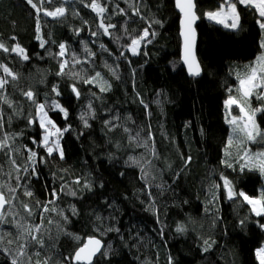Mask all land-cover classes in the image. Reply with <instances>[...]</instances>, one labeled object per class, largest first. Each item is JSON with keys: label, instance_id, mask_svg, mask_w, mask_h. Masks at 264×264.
<instances>
[{"label": "trees", "instance_id": "1", "mask_svg": "<svg viewBox=\"0 0 264 264\" xmlns=\"http://www.w3.org/2000/svg\"><path fill=\"white\" fill-rule=\"evenodd\" d=\"M100 2L106 4V15L116 25L110 29L111 37L102 33L93 37L91 32L98 31L96 14L81 0H69L64 5L68 12L63 18L41 14V35L48 41L41 48L36 39L35 10L26 0H0V41L8 47L18 43L29 55V60L23 61L0 51V64H6L19 76L16 81L9 78L3 92L12 107L0 102L4 123L0 135L14 136L13 147L20 149L15 157L19 163L27 155L25 146L34 148L47 161L37 165L39 178L27 181L33 197L23 194V186L16 195L20 201L34 205L37 200L50 199L52 188L59 191L61 184L67 185L56 206L64 210L68 220L50 214L63 231L55 224L48 226L51 231L46 235L55 237L56 244L54 250L42 252L41 259L50 255L62 261L94 236L103 241L102 251L106 254H100L93 264H169V257L172 264H259L255 252L264 245V216L254 215L241 198L227 199L223 187L213 188L215 184L223 185V174L237 192L258 197L264 191V175L258 170L239 172L236 166L233 171L221 163L231 132L225 119L227 90L232 88V95H239L237 73L245 72L246 66L263 52L260 42L264 31L257 24V14L237 5L240 27L233 30L204 16L217 10L221 0H196L200 17L197 55L203 74L194 78L181 64L179 14L174 0H134L144 19L131 14L133 0ZM60 4L61 0H53L44 7L51 10ZM117 4L128 15L114 14ZM77 12L79 15L74 14ZM149 24L150 32L156 35L149 36L150 43L140 46L139 55H132L127 47L131 38ZM76 29H81L79 35ZM60 43L81 60L87 56L86 44L95 58L77 65L74 71L85 77L100 72L110 89L101 92L97 85L57 76L59 62L49 53L57 52ZM109 68L115 70V75ZM73 83L80 91L79 99L71 90ZM53 85H59L60 96L51 93ZM28 89L36 93L37 100L56 99L67 109V119L63 113L49 112L59 128L69 129L60 140L63 159L58 155L47 157L38 143H32V138L40 141L43 133L38 124L28 123L35 113V106L22 95ZM89 103L94 116H86L90 126L85 127L80 117L88 112ZM251 103L254 108L264 106L255 97ZM105 121L112 123L106 125ZM255 122L264 132V112L256 113ZM112 124L117 127L112 128ZM126 128L129 131H124ZM149 131L158 159L148 156L145 148L129 139L139 133V138L145 140ZM246 146L259 151L264 142ZM130 156L152 160L154 166H146L147 180L140 167L129 161ZM188 156L191 163L185 166ZM0 169V183L7 181L15 186V179L6 175L11 166L4 152H0ZM77 178L80 184L73 183ZM85 182L89 188L84 187ZM67 190H74L76 195L67 194ZM213 191L217 199L209 203ZM72 206L76 208L75 215L70 211ZM17 211L22 213V209ZM197 217L209 218V226L214 229L211 236L199 233ZM36 219L38 222V215ZM178 227L183 231H177ZM109 228L113 230L107 231ZM15 231L11 225H0V234ZM205 240L215 241L208 251H204ZM0 264H10V257L3 252Z\"/></svg>", "mask_w": 264, "mask_h": 264}, {"label": "snow or ice", "instance_id": "2", "mask_svg": "<svg viewBox=\"0 0 264 264\" xmlns=\"http://www.w3.org/2000/svg\"><path fill=\"white\" fill-rule=\"evenodd\" d=\"M26 2L35 10L37 17L36 24V39L40 42L39 46L45 48L48 43L47 40L41 35V14L45 17H51L53 19L63 18L68 9L64 6L69 0H61V4L53 9L45 8V3L52 4L53 0H26ZM128 2V0H125ZM84 7L90 8L97 17V29L98 31H92L91 35L96 37L98 34L111 37L110 29H115L116 25L112 24L109 17L106 15L108 7L106 4H102L100 0H88L87 3L81 0ZM237 5L242 6L245 9H252L258 16L257 24L259 28L264 31V0H221L218 5V9L215 11L207 12L205 15L209 20L215 21L218 24H222L225 28L236 30L240 27V12ZM132 9L131 14L133 16L144 17L141 14L140 7L134 2L130 4ZM176 7L183 14L181 19V37L183 38V63L187 65L188 73L192 76H198L200 74L199 64L195 59V29L193 25L198 19L195 12V4L193 0H176ZM79 15V13H74ZM114 14L128 15L125 9L120 8L117 4ZM87 23V21H85ZM151 24L144 28L137 36L131 38L130 44H128V50L132 55L140 54V46L144 43H150L149 36L154 37L155 32H150ZM76 34L79 35L81 29H76ZM125 31H127L125 29ZM15 40V37H12ZM101 48L107 49L103 44ZM261 49H264V38L260 42ZM0 51L5 53L14 54L23 61L29 60V55L26 49L21 47L18 43L8 47L4 42L0 41ZM84 51L87 54L86 58L81 60L80 57L68 49L65 43L58 45V51L55 53H49L54 59L59 62V71L57 76H70L74 80H80L85 84H94L99 86L101 92L108 91L110 85L103 79L100 72H96L94 76L85 77L80 72L74 71L75 67L82 63H90L95 58V53L91 51L87 45L84 46ZM121 55H124L122 52ZM108 67V65H105ZM115 75V70L109 68ZM0 71L3 75H0V102L12 107V102L3 95L6 87L11 81L19 79L17 73L13 72L6 64H0ZM237 80L239 86L236 89L238 96L232 95L233 89L228 88V99L225 100L226 122L232 126V131L236 138L234 144V137L230 136L225 145V159L221 161L228 168H232L233 171L239 169V172L258 170L261 175H264V148L259 151L253 152L246 144L261 143L264 142V132H262L259 126L255 122V116L257 112H264V106L252 108L251 100L255 97L257 100L264 102V52L256 58V61L249 66H246V71L243 73H237ZM72 92L76 98H80V91L73 83L70 85ZM51 93L55 96H60L59 85H53ZM22 95L35 106V113L32 115L28 123L29 125L38 124L42 130V136L40 141L32 138L33 144H39L46 153L47 157H53L58 155L60 159L64 158L63 148L60 144V140L63 137V133L68 131V128H59L53 119L49 116V112L63 113V118L67 119L68 111L64 108L60 102L56 99L39 101L37 100L36 93L28 89L24 91ZM95 95V94H93ZM143 104V101H140ZM235 106L239 109V116L231 115V107ZM145 108L148 105H144ZM88 112L81 114V120L84 122L85 127H89L86 116L93 115V106L91 103L87 106ZM118 119V117H114ZM111 121H105L106 125L111 124ZM4 127L3 115L0 114V130ZM117 125L112 124V128ZM111 130V128L109 129ZM124 131H129L127 128ZM259 138V139H258ZM14 136L3 133L0 135V152H4L7 157L8 163L11 166V171L6 175L15 179V186L9 184L7 181L0 183V225H11L16 231L4 232L0 234V252L10 257V264H65V262H71V264H93V258L99 253L105 255L102 251L104 245L99 238L94 236L88 237L77 249L70 255L64 256L63 260H54L52 256L45 255L41 259L42 252L52 251L55 248L56 238L51 235H46L51 230L49 225H56V227L63 231L60 224L50 218L51 213H56L63 221H67L68 217L64 214V210L56 206V202L60 198V193L65 192L67 189L66 184H61L59 191L55 188L51 189L50 199L45 202L37 200L35 204L20 201L19 196L16 195L17 191L23 186V194L27 197H33V192L27 187V181L31 178H39V172L37 165L47 163L44 156H39L34 148L25 146L24 152L27 153L24 161L19 163L15 158L19 154L20 149L13 147ZM130 141H133L137 147H143L147 150V154L150 157L157 158L158 155L155 151V140L149 131L147 139L141 140L139 133L136 136H130ZM151 142V144L149 143ZM235 147L237 149L235 155L230 151V148ZM191 156L184 159V164L187 166L191 163ZM129 161L132 164L139 166L141 169L142 177L148 179L149 172L146 170V166L152 165L151 159H145L141 157L139 159L129 157ZM235 161V164L233 163ZM2 171V169H0ZM15 173V176H13ZM23 173V175H21ZM63 180V177H61ZM220 179L223 181V185L215 184L214 189L223 187L227 199L234 200L241 198L244 202L251 206V211L256 216H264V191L258 197H250L244 191L237 192L234 188L233 182L227 177L221 174ZM23 182V184H22ZM75 184H80L81 181L77 178L73 181ZM85 188H89L90 185L85 182ZM67 194L75 196L74 190H67ZM151 195V193H149ZM217 199L215 191L212 192V197L209 203H212ZM17 208L22 209V213L17 211ZM38 210V211H37ZM73 215L76 214L75 206L70 208ZM38 215V222H37ZM11 217V219H9ZM99 219V217H97ZM243 224V221H241ZM264 228V225H261ZM109 228L107 231H112ZM118 231V229H117ZM177 231H183V228L178 227ZM66 235H70L65 233ZM11 237V238H9ZM79 240V237H74ZM209 240H205L206 247L204 251H208L212 244ZM14 245V247H13ZM259 264H264V246L258 248L255 252ZM169 264H172V259L169 257Z\"/></svg>", "mask_w": 264, "mask_h": 264}, {"label": "water", "instance_id": "3", "mask_svg": "<svg viewBox=\"0 0 264 264\" xmlns=\"http://www.w3.org/2000/svg\"><path fill=\"white\" fill-rule=\"evenodd\" d=\"M194 4H195V12H196V15L198 17V19L196 20L195 24L193 25L194 29H195V59L196 61L198 62L199 64V68H200V74L198 76H192L188 73V68H187V65H185L183 63V60H182V57H183V38L181 37L180 33H181V19L183 18V14L180 12V10L176 7V0H174V6H175V10L177 11V13L179 14V37H180V40H181V48H180V60H181V64L183 66V68L185 69L187 75L189 77H194V78H199L202 76L203 74V69H202V66L200 64V61H199V58H198V55H197V46H198V31H197V24L200 20V17L198 15V12H197V4H196V0H193ZM97 238V237H96ZM101 240V239H100ZM102 241V240H101ZM103 243V241H102ZM104 245V243H103ZM103 250V249H102ZM100 254L98 253L94 258H93V263L95 261V259L99 256Z\"/></svg>", "mask_w": 264, "mask_h": 264}, {"label": "rangeland", "instance_id": "4", "mask_svg": "<svg viewBox=\"0 0 264 264\" xmlns=\"http://www.w3.org/2000/svg\"><path fill=\"white\" fill-rule=\"evenodd\" d=\"M205 14H204V16L206 17ZM213 22H215V21H213ZM263 38H264V32H263ZM263 52H264V49H263ZM251 107L254 108L253 105H252V103H251ZM231 115H233V116H239L240 115L239 109L237 107H235V106H232L231 107ZM230 131H231L230 132V136H233L234 137V144H235L237 141H236L235 135H234V133L232 131V126L230 127ZM230 151L233 153V155H235L237 149L235 147H232V148H230ZM253 152H256V151H253ZM208 221H209V218H206V217H201V218L197 217V221H196V223L198 224L197 230L199 231V233L201 235H203L205 237L211 236L213 234V232H214L213 231L214 230L213 229V226L212 225L209 226ZM203 264H207V261H205Z\"/></svg>", "mask_w": 264, "mask_h": 264}]
</instances>
